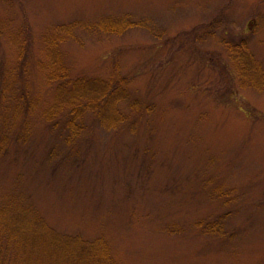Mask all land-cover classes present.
<instances>
[{"label": "rangeland", "instance_id": "374dc122", "mask_svg": "<svg viewBox=\"0 0 264 264\" xmlns=\"http://www.w3.org/2000/svg\"><path fill=\"white\" fill-rule=\"evenodd\" d=\"M5 203L99 264H264V0H0Z\"/></svg>", "mask_w": 264, "mask_h": 264}, {"label": "trees", "instance_id": "16d2710c", "mask_svg": "<svg viewBox=\"0 0 264 264\" xmlns=\"http://www.w3.org/2000/svg\"><path fill=\"white\" fill-rule=\"evenodd\" d=\"M250 65L244 64L246 72ZM77 83L68 102L71 107L67 112V125L71 132L77 135L82 131L80 128L83 122L80 119L88 111L94 113L95 120L101 122L105 128H115L121 120L115 105L124 97L114 87L117 85L99 82L102 87L91 84L87 88L86 84ZM84 97L87 101L78 104ZM30 218L24 208L14 204H0V264H99L101 259L110 258L104 243H87L78 238L58 236L46 224L35 223ZM20 219L23 222H19Z\"/></svg>", "mask_w": 264, "mask_h": 264}]
</instances>
